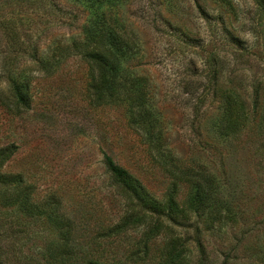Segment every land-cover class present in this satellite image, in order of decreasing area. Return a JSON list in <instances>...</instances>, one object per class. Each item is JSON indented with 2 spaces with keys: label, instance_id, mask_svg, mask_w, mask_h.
Instances as JSON below:
<instances>
[{
  "label": "rangeland",
  "instance_id": "1",
  "mask_svg": "<svg viewBox=\"0 0 264 264\" xmlns=\"http://www.w3.org/2000/svg\"><path fill=\"white\" fill-rule=\"evenodd\" d=\"M116 12L140 45L127 74L148 79L149 106L169 153L182 168L207 170L235 216L213 229L205 215L192 217L202 231L208 264H264V18L255 0H124ZM90 17L89 7L75 0H0V24L11 23L21 39L36 42L41 58L56 45L83 37ZM4 32L0 25V73L6 56L16 58L13 70L31 77L32 106L15 114L0 103V149L18 148L2 171L21 175L35 202H60L57 214L73 224L72 240L86 258L94 250L124 261L144 228L102 241L99 234L118 223L126 209L104 155L159 199L174 178L129 128L124 105H91L89 67L80 57L45 76L27 56L8 52ZM232 35L244 43L234 44ZM7 86L2 77L0 87ZM221 90L240 93L251 112L258 94L256 115L236 137H223L216 129L223 112ZM187 190L181 184L180 203ZM0 222L16 232L21 264H47L45 249L58 237L46 219L23 216L0 201ZM166 240L155 242L154 254ZM191 259L196 264L197 251Z\"/></svg>",
  "mask_w": 264,
  "mask_h": 264
},
{
  "label": "trees",
  "instance_id": "2",
  "mask_svg": "<svg viewBox=\"0 0 264 264\" xmlns=\"http://www.w3.org/2000/svg\"><path fill=\"white\" fill-rule=\"evenodd\" d=\"M75 1L88 6L91 13L83 37L56 45L48 57L41 58L36 42H32L31 38L21 39V34L13 24H0L5 29L4 35L10 45L8 52L27 56L44 71L45 76H50L67 59L80 57L89 67L91 81L88 95L91 105H124L129 128L147 144L154 162L173 177L174 182L162 198H156L139 179L117 165L110 155H104L106 172L118 195L125 200L126 209L118 223L99 234L105 239L102 241H111L129 231L144 228L139 239L132 243L129 250L126 249L124 261L117 256H98L94 250L89 251V258H86L72 240L73 224L57 214L60 202L55 204L50 199L42 203L35 202L33 191L21 175L2 171L17 152L15 145L0 149V186L4 188L0 194L1 204L23 216L46 219L55 229L58 238L46 247L44 253L47 264H147L154 259H157L156 264H192L193 250L198 253L196 264H208L202 231L192 222V217L205 215L210 229L215 227V223L225 226L235 221L234 214L220 199V186L207 170L195 171L179 166L169 153L161 124L150 109L148 79L127 74L126 65L139 57L140 45L136 36L125 30L117 16L116 10L124 0ZM221 1L230 4V0ZM255 2L264 18V0ZM184 39L197 41L187 35H184ZM231 41L236 45L244 43L234 36ZM14 59L6 56L5 64L2 65L0 80L6 77L8 86L7 89L0 87V103L10 112L21 114L32 106L31 77L13 70ZM215 74L218 75L217 72ZM220 92L223 112L217 132L226 138L236 137L249 125L251 117L256 115L258 94L252 102L251 112L247 101L237 91ZM181 184L188 187L182 203L178 199ZM7 226L11 227L7 222H0V264H21L20 258L16 257V254H21L19 240L15 239L16 232ZM163 237H166V242L154 254L153 245Z\"/></svg>",
  "mask_w": 264,
  "mask_h": 264
}]
</instances>
